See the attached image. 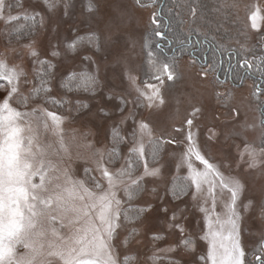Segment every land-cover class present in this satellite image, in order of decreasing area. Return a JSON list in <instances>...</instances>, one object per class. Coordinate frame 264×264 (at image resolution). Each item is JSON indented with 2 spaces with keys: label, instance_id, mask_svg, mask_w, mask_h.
Instances as JSON below:
<instances>
[{
  "label": "rangeland",
  "instance_id": "obj_1",
  "mask_svg": "<svg viewBox=\"0 0 264 264\" xmlns=\"http://www.w3.org/2000/svg\"><path fill=\"white\" fill-rule=\"evenodd\" d=\"M46 2L52 0H5L0 18V80L11 78L18 94L26 99L32 95L35 80L42 82L43 70H49L45 83L51 89L48 100L61 105L59 112L44 102L18 107L17 101L12 105L22 116L17 123L23 130L25 147L30 148L33 160L45 172L48 191L41 195L59 194L65 209L60 211L61 206L53 200L47 209L48 217L36 218L35 247L39 250L41 244L46 247L57 243L52 235L54 229L65 238L71 235V230L61 228L60 223L73 219L71 208L74 204L79 206V201L70 197L71 192L79 191L76 182H87L85 186L93 195H102L99 189L92 188L94 180L100 181L105 190L108 187L98 166L114 174L130 168L131 177L113 176L121 200L120 211L134 206L145 212L137 224L125 225L121 218L119 239L109 241L119 249L121 260L127 259L128 264H153L152 257L156 256V264H205L201 257H206L209 250V228L217 230L219 220L224 225L220 230L227 235L229 188L239 183L237 227L246 260L256 264L257 255L264 251V164L249 167L246 153L254 149L260 156L264 148V93L258 91V82L248 76L236 80L233 75L231 84L222 83L224 74L220 81L218 69L201 66L190 55L174 60L160 53L152 45L165 44L161 41L165 29L157 0H67V10L61 5L55 11L49 10ZM210 2L216 12H221L207 26H220L218 36L243 54L241 74L249 70L264 80V0ZM90 3L92 10L88 8ZM198 14L194 7L191 20ZM10 15L38 17L39 33L28 42L10 43L6 35ZM109 39L112 43L106 44ZM74 41L83 44L70 51L68 45ZM196 48H188L189 53ZM228 53L234 63L238 55ZM165 64L173 76L171 80L163 70ZM72 72L95 75V92L64 94L62 84ZM153 88L158 90V96ZM3 89L0 86V104L7 98ZM137 89L146 95H139ZM148 95L153 99L149 100ZM61 100L68 103L61 104ZM101 108L111 115H102ZM49 111L60 119L52 121L47 116ZM2 115L7 117V113ZM190 119L196 139L193 147L209 161L212 170L194 157L189 165L184 137ZM117 132L123 138L121 143L114 139ZM133 132L137 144L143 145L144 155L131 157L135 162L126 167ZM169 140L176 142L168 143ZM150 146L160 148L157 159L148 153ZM197 171L205 174L200 177L199 191L191 180ZM133 179L140 181L142 193L128 198L124 188ZM33 183H40L38 176ZM162 208L168 209L167 214ZM173 212L180 217L175 228L171 221ZM52 215L57 216V221L50 219ZM184 239L193 241L191 247H184ZM17 251L24 254L27 250Z\"/></svg>",
  "mask_w": 264,
  "mask_h": 264
},
{
  "label": "snow or ice",
  "instance_id": "obj_2",
  "mask_svg": "<svg viewBox=\"0 0 264 264\" xmlns=\"http://www.w3.org/2000/svg\"><path fill=\"white\" fill-rule=\"evenodd\" d=\"M63 5L65 10L68 8L67 0H52L51 3L46 2V7L51 11H55ZM89 10H92L93 5H88ZM5 9V0H0V18ZM19 16H8V23L19 20ZM111 44V40L105 42ZM83 44L72 42L68 45L70 51L76 50ZM103 47V45L101 46ZM36 57V53L32 54ZM87 59V57H85ZM164 72L168 73V79L173 78L171 72H168V65L163 66ZM3 77H0L2 79ZM157 79L160 75H157ZM64 78L62 77V80ZM68 83L62 84V87L68 92L85 91L95 92L98 87V80L95 75L88 73L72 72L66 77ZM134 82V81H133ZM146 87H151L146 85ZM6 94V99L0 104V264H128L127 259L121 260L118 248L111 244L110 240L119 239V229L121 227V218L123 213L120 211L121 200L116 193V186L113 183V176L122 177L128 175L131 177L130 168L127 171L124 169L120 173H112L108 168L99 167L98 171L102 179L108 181L107 190L100 181H93L92 188L99 189L102 195H93L89 187H86L87 182H76L78 192L73 191L70 197L74 201H79V206L73 205L71 208L74 218L69 220L67 224L60 223L61 228H69L71 235L65 238L64 235L58 233L55 229L52 235L56 237L57 243H50L46 247L41 244L38 250L35 247V236L37 235V217H48L47 209L53 203V200L60 205V211L65 210L62 204V197L57 194L42 196L41 192H46L45 188V172L42 165H38L33 160L30 148H26L23 138V130L17 123L22 119L21 113L12 107L17 101H20L22 106H27V100L23 99L18 94L16 84L11 78L7 79V83L3 89ZM43 91L47 94L51 91L50 88H45ZM139 95L144 96L146 93L137 89ZM154 95L158 96L159 92L153 88ZM149 100L153 99L152 95H148ZM109 100L112 97H108ZM56 103V101H51ZM48 103V101H45ZM61 103L68 101L61 100ZM126 103V102H125ZM119 107V105H117ZM101 114L110 116L111 113L101 108ZM7 113V117L2 114ZM47 116L52 121H58L59 116L49 111ZM117 127L118 126H114ZM144 127V125H141ZM193 121L190 119L187 122V132L184 139L187 142L188 148L186 156L189 158L191 167L192 157L199 161L206 169L212 170V165L204 156L200 154L199 149L194 148L196 139L192 133ZM177 131H181L177 129ZM133 147L129 153L130 160L126 161V167L135 161L131 157H141L144 155L142 144H137L136 132L132 133ZM117 143H121L123 138L117 132L114 137ZM168 143H175V140H169ZM31 145V141H28ZM261 144L264 145V132L261 135ZM249 167H257L258 163L264 164V148L261 149L260 156L253 149L247 151ZM204 173L199 171L192 176V183L197 190H201V176ZM39 177L40 183H33L35 177ZM140 181L133 179L130 186L124 188V193L128 198L138 191ZM239 183H234L229 188L231 193L229 229L227 235L220 229H223V223L219 222V228L212 230L209 228V250L206 257H201L205 264H249L246 260V250L240 240V233L237 227L236 200L240 193ZM210 195L214 193L210 191ZM42 206V207H41ZM39 207V210H38ZM151 211V209H148ZM161 211L167 214L168 209L162 208ZM139 212H145V209H140ZM180 217L176 212L171 215L172 225L176 227V221ZM52 221H57V216L50 217ZM183 234L184 229L180 228ZM43 234V233H40ZM193 241L184 239L183 245L185 248L191 247ZM261 246L264 247V236L261 237ZM18 248L27 250L24 254H18ZM115 248V250H114ZM171 250V249H170ZM37 254L39 259H37ZM156 256L152 257L153 264H156ZM259 259V258H258ZM171 264V262H170Z\"/></svg>",
  "mask_w": 264,
  "mask_h": 264
},
{
  "label": "trees",
  "instance_id": "obj_3",
  "mask_svg": "<svg viewBox=\"0 0 264 264\" xmlns=\"http://www.w3.org/2000/svg\"><path fill=\"white\" fill-rule=\"evenodd\" d=\"M157 2L160 3L159 18L164 23V37L166 38L165 41L161 38V41H164L165 44L167 43L170 45V47H167L165 50H163L164 48H160V43L154 45L152 42L154 48L156 46V49L159 50L160 53L165 54L169 59L171 58L174 60L181 59L182 55H190L193 57L188 51V48L191 47L186 46L190 44L189 39H192V41H194V45L197 48L201 46L199 55H197L198 61L200 60L201 63L205 62L206 56L209 62L208 64L213 71H216L220 68L219 62L221 61V56L222 59L225 60L224 62H226V57L227 54H229V51L232 52L231 54H237L239 61H241V55L243 56V54L241 52L239 53L235 51L236 49L234 50L232 46H230L225 40H222L218 36L220 32V26L216 27L217 25H215L214 28L207 26L214 22V18L218 17V13L221 12L215 11L217 9H215L210 0H157ZM194 7L198 8L199 14L196 16L195 20L192 21L191 17ZM196 20H199L198 24L195 23ZM40 28L41 22L38 17L21 18L8 24L6 27V35L8 36L10 43H24L34 38L39 33ZM198 44L199 46H197ZM206 52L209 53L206 54ZM200 65L204 66L203 64ZM225 67L226 66H224V69ZM50 73L51 71L49 72V70H47L45 73L43 70L42 75L44 74V78H40L42 82H39L38 78L35 80L32 95H30L29 98H26L25 100L32 102H44L46 107H50L51 110L54 109L59 112L61 110L60 103L56 104L50 102L48 100V95L43 91V89L47 88L45 83L48 82ZM6 83L7 81L0 80V86L5 87ZM66 83H68V81H65V84ZM64 90V94L67 95L80 92L75 90L73 92H68L67 89ZM84 93L87 92L84 91ZM45 101H48V103H45ZM19 106L22 107L20 101L18 102V107ZM159 149L160 148L157 146L153 148L150 146L148 153H152L157 159L158 155L160 154ZM174 192H176V188L174 189ZM141 193L142 189H139L133 195L137 197L141 195ZM140 209L141 208L131 206L122 210V220L125 225L137 224L142 220L144 213L139 212Z\"/></svg>",
  "mask_w": 264,
  "mask_h": 264
},
{
  "label": "flooded vegetation",
  "instance_id": "obj_4",
  "mask_svg": "<svg viewBox=\"0 0 264 264\" xmlns=\"http://www.w3.org/2000/svg\"><path fill=\"white\" fill-rule=\"evenodd\" d=\"M162 39H164V41H165L166 38L163 36ZM189 41H190V44H188L186 46H188V47L195 46L194 41H192V39H189ZM197 46H199V44ZM167 47H170V45L167 43L166 44H160V48H162V49L164 48L163 50H165V48H167ZM200 49H201V46L196 48L195 50H193L191 55L193 56V59H195L199 64H203L204 66L208 67L209 62H208L206 56H205V62L201 63L200 60L198 61V59H197L198 58L197 55H199ZM206 54H207V52H206ZM227 55H228V57H227L228 62L227 63L223 61L222 56L220 57V59H221V61L219 62L220 68L216 72L218 79L220 81H222L219 77H220V75L224 74V80L222 81V83L230 82V84H231V82L233 81V77H232L233 75H235L234 78L236 80H238V79L242 80L248 76V77H251L252 79H254L258 82V86H257L258 91H260L261 93H264V80L258 78L256 75H253L249 70H244V71H242V74H241V70L243 68L242 61H238V59L236 58L235 62L233 61L234 63H232V61H230L231 58L229 57V54H227ZM225 64H226V67L224 69ZM223 70L225 72H223ZM233 85H235V84H233ZM255 262H256V264H264V251H263V253L257 255Z\"/></svg>",
  "mask_w": 264,
  "mask_h": 264
},
{
  "label": "bare ground",
  "instance_id": "obj_5",
  "mask_svg": "<svg viewBox=\"0 0 264 264\" xmlns=\"http://www.w3.org/2000/svg\"><path fill=\"white\" fill-rule=\"evenodd\" d=\"M29 102H32V101H27V105H28Z\"/></svg>",
  "mask_w": 264,
  "mask_h": 264
}]
</instances>
